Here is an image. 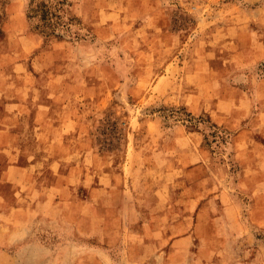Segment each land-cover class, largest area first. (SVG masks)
<instances>
[{
    "label": "rangeland",
    "instance_id": "rangeland-1",
    "mask_svg": "<svg viewBox=\"0 0 264 264\" xmlns=\"http://www.w3.org/2000/svg\"><path fill=\"white\" fill-rule=\"evenodd\" d=\"M58 1L0 0V264H264V0Z\"/></svg>",
    "mask_w": 264,
    "mask_h": 264
},
{
    "label": "crops",
    "instance_id": "crops-1",
    "mask_svg": "<svg viewBox=\"0 0 264 264\" xmlns=\"http://www.w3.org/2000/svg\"><path fill=\"white\" fill-rule=\"evenodd\" d=\"M0 103L3 104V98H0ZM1 110V108H0ZM243 115V113H242ZM238 116L237 114L234 117H230L229 119V123L232 125L234 123H236L238 121V119H241L243 116ZM241 135H244L245 137L248 138V142H246V144L244 146L240 145L239 148H243L245 149V151H249L248 152V156L246 160H243V163H246V165L248 164H252V161H256L258 158L260 157H264L263 154V150H264V142L257 139L255 137V134L253 135L252 131L250 129L247 128H243L241 129L238 134L237 137H240Z\"/></svg>",
    "mask_w": 264,
    "mask_h": 264
},
{
    "label": "trees",
    "instance_id": "trees-1",
    "mask_svg": "<svg viewBox=\"0 0 264 264\" xmlns=\"http://www.w3.org/2000/svg\"><path fill=\"white\" fill-rule=\"evenodd\" d=\"M30 1H33V0H30ZM65 0H61V2L58 1V6H54V7H49V8H44L42 7L41 8V13H40V20H44L46 21V19H50L52 16H55L57 18H59V14H57L56 12L60 9L59 7V4H61L62 2H64ZM44 4V3H43ZM29 15V14H28ZM30 16V15H29ZM56 23H59L58 21H56ZM47 24L51 25V22H47ZM51 27V26H50ZM53 27V26H52ZM49 33L52 35V36H55V37H61V34H59L60 32H58L56 30V27L54 28H50L49 30Z\"/></svg>",
    "mask_w": 264,
    "mask_h": 264
}]
</instances>
